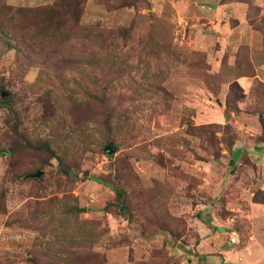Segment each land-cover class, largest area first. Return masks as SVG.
I'll list each match as a JSON object with an SVG mask.
<instances>
[{
	"label": "rangeland",
	"instance_id": "1",
	"mask_svg": "<svg viewBox=\"0 0 264 264\" xmlns=\"http://www.w3.org/2000/svg\"><path fill=\"white\" fill-rule=\"evenodd\" d=\"M131 1L50 15L113 30L99 123L83 92L97 69L71 62L61 85L41 64L50 44L0 32V264H80L61 243L98 264H264V0Z\"/></svg>",
	"mask_w": 264,
	"mask_h": 264
},
{
	"label": "trees",
	"instance_id": "2",
	"mask_svg": "<svg viewBox=\"0 0 264 264\" xmlns=\"http://www.w3.org/2000/svg\"><path fill=\"white\" fill-rule=\"evenodd\" d=\"M60 0H56L55 4L51 6L42 5L40 7H26V6H13L5 2V0H0V32L3 34H8L9 30H14L15 32H20L24 30L27 34L25 37L20 36L19 43L23 44L25 47H30L32 50L44 42L45 44H50V50H45L44 61L41 64H50V67L54 72H56V78L63 85L66 81L59 77L71 63L78 64H91L92 68L97 69L99 74L95 75L96 80L94 85L90 89H83L86 97V103L90 106L89 119L94 120L99 123L96 119L98 115H101L106 109L108 110L111 93L110 85L112 84V79L114 76L109 77L108 69H112L113 66L106 64V54L104 51V41L110 36L112 37V31L107 32V30L101 28L99 24H81L80 17L77 18V22L70 27V30L62 28L60 19H55L50 17L52 13L57 9V3ZM122 5H133L131 0H122ZM81 12V11H80ZM5 20V23L3 22ZM8 27L6 30L5 27ZM34 30L36 32H34ZM41 38L38 41V38ZM76 41V44H73ZM10 48H18V45L13 44L10 41L6 42ZM19 50V49H18ZM70 97L73 98L71 94ZM75 102V101H74ZM0 106H6L13 108V102L10 96H4L0 98ZM101 123V122H100ZM103 125L109 126V122L101 123ZM107 128V127H106ZM37 149L41 152H46L48 157H58V154L52 149L48 143H44L42 146L36 145ZM3 151H0L2 153ZM14 155L16 153L15 149H10ZM59 158V157H58ZM61 159V158H59ZM48 161H43L41 164L36 166V170L43 169ZM67 173V172H66ZM119 195V205L121 209L125 211L126 209V191L117 188ZM61 224L68 225L67 221H63ZM95 231L91 232V237H95ZM51 244V242H48ZM87 245V244H85ZM72 244L61 243L60 249L65 250L67 255L80 264H90L99 263V256L92 250H83L79 252L70 251ZM41 254V251L38 250ZM37 264H39L37 262ZM45 264V263H44Z\"/></svg>",
	"mask_w": 264,
	"mask_h": 264
},
{
	"label": "water",
	"instance_id": "3",
	"mask_svg": "<svg viewBox=\"0 0 264 264\" xmlns=\"http://www.w3.org/2000/svg\"><path fill=\"white\" fill-rule=\"evenodd\" d=\"M3 94H5V93L3 92ZM41 174H42V171H39L36 174H34V176H40Z\"/></svg>",
	"mask_w": 264,
	"mask_h": 264
}]
</instances>
